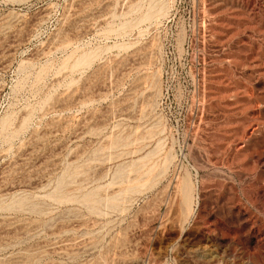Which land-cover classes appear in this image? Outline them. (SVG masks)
I'll list each match as a JSON object with an SVG mask.
<instances>
[{"label": "rangeland", "instance_id": "rangeland-1", "mask_svg": "<svg viewBox=\"0 0 264 264\" xmlns=\"http://www.w3.org/2000/svg\"><path fill=\"white\" fill-rule=\"evenodd\" d=\"M0 264H264V0H0Z\"/></svg>", "mask_w": 264, "mask_h": 264}, {"label": "bare ground", "instance_id": "bare-ground-1", "mask_svg": "<svg viewBox=\"0 0 264 264\" xmlns=\"http://www.w3.org/2000/svg\"><path fill=\"white\" fill-rule=\"evenodd\" d=\"M186 182V181H185ZM187 184L189 183L188 181L186 182ZM186 183L183 185L184 187H185V185H186ZM189 185V184H188ZM187 186V185H186ZM183 187V191H184V193L186 194V201L185 202H187V204L192 200V197H191V195H190V186H187L186 187V189ZM91 194L92 193H89V194H87V196L89 197V195L91 196ZM94 194V193H93ZM86 195H85V197H86V202L88 203L89 202V204H92L93 202H91V198H95L94 196H91L90 198H88ZM88 198V199H87ZM116 198V197H115ZM91 199V200H90ZM96 199V198H95ZM88 200V201H87ZM90 200V201H89ZM92 201H94V203L96 202L95 200H92ZM191 203V202H190ZM191 206V205H190ZM92 207V206H91ZM188 208H189V205H188Z\"/></svg>", "mask_w": 264, "mask_h": 264}]
</instances>
